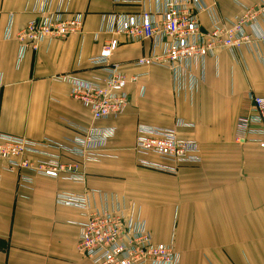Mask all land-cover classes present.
<instances>
[{"label":"crops","instance_id":"0c3cea01","mask_svg":"<svg viewBox=\"0 0 264 264\" xmlns=\"http://www.w3.org/2000/svg\"><path fill=\"white\" fill-rule=\"evenodd\" d=\"M203 1L215 6L221 22L243 12L236 0ZM239 1L251 6L258 2ZM33 2L0 0V131L70 142L78 133L74 126H114L115 137L104 152L115 157L80 164L84 183L35 175L31 188L20 183L19 171L4 170L0 157V264H93L78 249L75 222L84 220L81 210L56 201L59 191L87 189L115 192L141 206L153 240L174 242L178 264H264V149L235 139L245 96L264 97V38L240 51L223 49L208 56L205 79L197 89L176 95L170 70L132 65L150 53L152 43L119 37L112 60L139 79L127 84L129 104L120 117L94 121L71 97L70 84L57 77L70 73L89 80L104 75L89 61L112 37L100 32L103 15L154 10L156 0H63L69 11L84 13L83 33L43 42L19 60L16 33L34 16ZM199 17L202 27L210 29L213 15L203 11ZM257 27L263 35L264 18ZM177 120L193 125L182 127L180 134L200 143L202 162L183 166L174 175L139 166L137 125L170 127ZM73 160L80 158L64 157Z\"/></svg>","mask_w":264,"mask_h":264},{"label":"built area","instance_id":"2783aa9c","mask_svg":"<svg viewBox=\"0 0 264 264\" xmlns=\"http://www.w3.org/2000/svg\"><path fill=\"white\" fill-rule=\"evenodd\" d=\"M236 3L243 12L229 22H221L215 15V6L203 0H156L154 10L105 14L100 32L112 37L99 54L89 59L104 75L87 80L64 73L57 79L70 84L71 97L90 111L94 121L120 117L129 104L126 86L139 79L137 74H127L122 62L112 60L120 45L119 37H123L128 42L149 40L152 43L150 53L137 58L132 65L167 68L176 95L194 91L205 79L208 56H216L223 49L240 51L253 46L255 39L264 38V34L257 31L264 18V0L252 6L239 0ZM31 9L34 16L16 33L20 43L19 60L26 51H37L43 42L65 40L83 33L84 13L69 11L63 0L57 4L53 0H34ZM203 11L213 15L210 29L201 25L199 14ZM8 31L10 36V27ZM2 85L0 72V87ZM192 126L184 120H177L170 127L139 123L134 143L137 164L172 175L183 166L200 164L203 160L200 143L180 134L182 127ZM74 127L78 133L70 142L49 137L30 139L0 131L3 169L19 171L20 183L28 188L35 175L84 183L86 174L80 170V164L115 157L104 152V147L115 137L116 127ZM235 139L239 143H255L264 149L263 96L249 94L243 99ZM65 156H78L80 160L64 161ZM56 201L81 210L84 220L75 222L79 226L78 249L93 264H178L180 261L173 241L157 243L153 240L141 206L132 200L115 192L87 189L81 193L59 191Z\"/></svg>","mask_w":264,"mask_h":264}]
</instances>
